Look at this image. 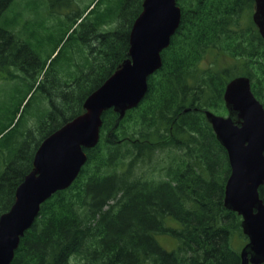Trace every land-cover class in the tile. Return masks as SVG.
<instances>
[{
    "label": "trees",
    "instance_id": "1",
    "mask_svg": "<svg viewBox=\"0 0 264 264\" xmlns=\"http://www.w3.org/2000/svg\"><path fill=\"white\" fill-rule=\"evenodd\" d=\"M11 1L0 0V19ZM46 1L51 11L66 10L69 23L55 47L75 44V59L48 79L42 71L56 48L33 64L28 56L37 55L0 25V72L34 88L42 101L35 133L24 132L13 159L0 160V216L32 170L41 141L81 114L84 100L129 57L130 30L143 2L92 0L80 8L77 0ZM176 3L179 26L142 101L115 128L118 114L103 112L99 141L85 150L78 177L41 205L10 264H240L247 239L240 216L223 206L230 168L204 111L225 112L224 88L237 76H247L254 94L264 96V41L251 18L254 0ZM222 55L231 58L228 67L220 65ZM31 67L38 69L30 73ZM155 152L164 157L154 158ZM152 161L158 176H145ZM163 235L176 240L174 250L160 246Z\"/></svg>",
    "mask_w": 264,
    "mask_h": 264
},
{
    "label": "water",
    "instance_id": "2",
    "mask_svg": "<svg viewBox=\"0 0 264 264\" xmlns=\"http://www.w3.org/2000/svg\"><path fill=\"white\" fill-rule=\"evenodd\" d=\"M252 20L264 40V0H254ZM176 0H143L142 10L129 34V57L83 102L84 112L46 137L37 148L32 170L15 191L10 209L0 216V264H10L20 238L31 227L40 205L55 192L68 188L99 140L101 115L136 107L147 91V78L161 67L160 53L178 28ZM223 100L227 116L205 111L219 144L225 149L230 174L223 206L241 216L247 243L240 264L264 263V108L254 97L247 77L230 80ZM185 109L184 111H187Z\"/></svg>",
    "mask_w": 264,
    "mask_h": 264
},
{
    "label": "rangeland",
    "instance_id": "3",
    "mask_svg": "<svg viewBox=\"0 0 264 264\" xmlns=\"http://www.w3.org/2000/svg\"><path fill=\"white\" fill-rule=\"evenodd\" d=\"M77 1H79V7L82 8L92 0ZM65 12L59 10L51 11L46 0H12L0 19L1 26L5 27L8 31H12L13 35L23 45L26 44L29 47L31 53L37 55L36 58L28 56L29 61L32 60L33 64L35 60L39 63L44 61L56 48L50 57L52 61L51 65L48 68L47 63L42 71V75L45 74L48 79H53L51 76L52 70L55 73L61 72L67 63L75 59L73 56L75 44L63 41L55 47V42L58 40L63 29L62 25L69 23V20L63 16ZM114 26L112 25L110 28ZM219 60L220 65L225 67H228L232 62L231 58L225 55L219 56ZM37 69L38 67H31L30 73L35 72ZM63 78L64 75L61 74V79ZM57 81L60 84L62 82L60 79ZM25 83H28V80ZM41 107L40 93L34 91V88L31 89L28 84H24L20 80H13L6 72H0L1 161L13 159L17 152V150H14L19 149L22 140H24L20 139L24 132L32 130L33 134L35 133L36 117L42 109ZM225 114L224 112L219 113L222 116ZM29 141H31L30 145H33V139L30 138ZM163 157L164 154L154 153V158ZM1 164L2 162H0V166ZM158 168V164L152 161L146 168L144 175L156 177L158 176V171H156ZM110 203L113 202L111 201ZM157 240L165 250L171 251L176 248V240L168 235L158 236Z\"/></svg>",
    "mask_w": 264,
    "mask_h": 264
},
{
    "label": "flooded vegetation",
    "instance_id": "4",
    "mask_svg": "<svg viewBox=\"0 0 264 264\" xmlns=\"http://www.w3.org/2000/svg\"><path fill=\"white\" fill-rule=\"evenodd\" d=\"M251 81V80H250ZM252 89V88H251ZM253 92V91H252ZM263 93H264V91H263ZM253 94H254V92H253ZM254 96L262 103V105H263V107H264V96L262 95V97L260 98V97H258L256 94H254ZM170 135V134H169ZM168 139V138H167ZM166 139V140H167ZM167 141H169V140H167Z\"/></svg>",
    "mask_w": 264,
    "mask_h": 264
},
{
    "label": "bare ground",
    "instance_id": "5",
    "mask_svg": "<svg viewBox=\"0 0 264 264\" xmlns=\"http://www.w3.org/2000/svg\"><path fill=\"white\" fill-rule=\"evenodd\" d=\"M49 122H50V121H49ZM23 151H24V150H23ZM151 192H152V191H151ZM153 192H154V191H153ZM135 197H136V196H135ZM136 198H137V197H136ZM134 203H135V202H134ZM168 203H169V202H168ZM205 203H206V202H205ZM137 205H138V204H137ZM171 207H172V206H171ZM176 211H177V210H176ZM36 217H37V216H36ZM36 217H35V218H36ZM28 229H29V228H28ZM28 229H27V230H28ZM121 230H122V229H121ZM111 236H112V235H111ZM118 243H119V242H118ZM210 243H211V242H210ZM114 244H115V243H114ZM231 255H232V254H231Z\"/></svg>",
    "mask_w": 264,
    "mask_h": 264
}]
</instances>
